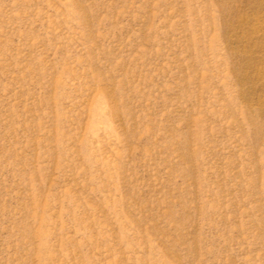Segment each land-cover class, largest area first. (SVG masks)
<instances>
[{
	"label": "rangeland",
	"instance_id": "obj_1",
	"mask_svg": "<svg viewBox=\"0 0 264 264\" xmlns=\"http://www.w3.org/2000/svg\"><path fill=\"white\" fill-rule=\"evenodd\" d=\"M0 264H264V0H0Z\"/></svg>",
	"mask_w": 264,
	"mask_h": 264
}]
</instances>
